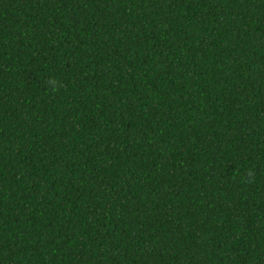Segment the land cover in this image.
Listing matches in <instances>:
<instances>
[{
	"label": "trees",
	"instance_id": "trees-1",
	"mask_svg": "<svg viewBox=\"0 0 264 264\" xmlns=\"http://www.w3.org/2000/svg\"><path fill=\"white\" fill-rule=\"evenodd\" d=\"M0 264H264V0H0Z\"/></svg>",
	"mask_w": 264,
	"mask_h": 264
}]
</instances>
